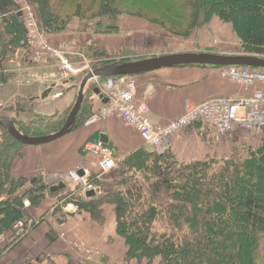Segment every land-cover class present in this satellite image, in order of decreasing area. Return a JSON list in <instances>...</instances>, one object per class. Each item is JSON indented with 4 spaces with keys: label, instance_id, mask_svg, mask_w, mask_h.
Here are the masks:
<instances>
[{
    "label": "trees",
    "instance_id": "1",
    "mask_svg": "<svg viewBox=\"0 0 264 264\" xmlns=\"http://www.w3.org/2000/svg\"><path fill=\"white\" fill-rule=\"evenodd\" d=\"M26 1L35 11L40 31L44 33L64 30L67 21L60 11L63 4L70 3L77 17L82 7L80 0ZM148 1L153 7L157 4L167 15L168 27H160L169 35L189 37L187 33L179 36L180 26L176 22L183 20L179 16L181 10L192 13L189 33L200 24L202 0H184L183 4L169 7L164 0ZM112 4V0H102L100 12L105 16L113 15ZM206 4L209 5L206 12L214 8L218 20L230 25L244 55L264 57V0H207ZM18 9L16 0H0V38L4 34H12V39L3 45L0 56V83L3 81L1 64L5 56L26 48L23 42L25 30L21 17L17 16ZM17 35H20L18 41ZM21 57L24 61V56ZM110 62L100 61L99 67ZM27 63L29 65L31 62ZM78 81L75 78L68 81L65 90L72 89L69 88L71 85L75 89ZM64 84L61 82V85ZM59 86H54V89L62 91ZM95 87L91 86L88 92L92 93ZM38 96L39 93L30 96L27 104L31 106L32 102L33 106L36 105L37 101H41ZM86 102L85 98L74 129L90 117ZM0 119L12 121L17 131L30 137L47 134L43 130L47 126L40 123L50 124L48 127L53 128L61 127L65 120L61 115L35 114L34 127L37 125V130H31L15 119L2 115ZM2 138L0 235L8 232L9 237L16 239L13 226L26 216L24 201L30 207L37 206L47 194V187L38 178L29 182L13 177L12 163L24 145L17 143L5 131ZM105 178L115 182L111 191L101 193L99 187L100 193L93 198L72 194L71 199L64 204L71 202L80 213L84 212L97 221L103 218L102 208L112 206L117 235L127 247L126 259L151 263L158 258L161 264H264V141L249 153L247 159L238 163L213 157L204 161L179 163L169 151L157 153L149 148H140L123 158L117 170ZM92 182L99 186L102 183L99 180ZM23 189V193L19 194ZM160 218L165 225L162 233L154 229V224ZM54 236L53 232L46 234L47 241L52 242ZM7 248L8 244L0 249V255ZM98 260L97 264L107 261L102 256ZM43 261L45 264H57L51 257L36 264H42Z\"/></svg>",
    "mask_w": 264,
    "mask_h": 264
},
{
    "label": "rangeland",
    "instance_id": "2",
    "mask_svg": "<svg viewBox=\"0 0 264 264\" xmlns=\"http://www.w3.org/2000/svg\"><path fill=\"white\" fill-rule=\"evenodd\" d=\"M16 1L19 5L18 13H21L22 10L25 13L28 11L35 12L26 0ZM80 1H82V7L78 17L74 16V7L70 3L61 6L62 17L67 21L62 32L44 33L39 31L41 34L37 38L39 44L28 45L29 43L24 40L26 48L15 50L14 54L5 56V60L1 64L3 81L0 83V115L15 119L27 125L31 130H37V125L34 127V120L35 114L41 111V106L39 104L33 106L34 103L32 102L31 106H29L27 99L30 96L37 95L39 90L47 87L52 81H55L57 85H61V82L66 79V75L59 69V62L56 57H78V59L70 60L71 64L77 69L86 66V69L80 72L78 76H74L77 81L79 79L75 86V89H77L81 78L93 70L94 67L100 66V61L98 62L97 58L87 59L88 57H105L108 59L116 57L130 61L137 57L142 59L144 57L163 56L161 54L165 53V37L171 39L173 35H169L164 28L160 27V25H167L168 19H166L167 15L160 10V7V9L158 8L157 4L153 7L148 0H112L113 4L111 7L114 13L111 16H105L103 12H100L102 0ZM163 2L167 3V7H169L175 4H183L184 0H164ZM157 3L160 5L159 2ZM201 3H203V8L202 10L200 9L202 13L200 24L197 28L191 30L190 33L188 32V27L191 21V11L181 10L179 12V16L183 17L182 21L176 22L180 26L179 36L186 33L189 35L188 38H179L187 41L183 42L187 43V48L197 49L201 42V45L213 46V48L207 49L212 51L207 52L210 54L224 56L244 55L241 52L239 41L233 35L230 27L218 20L214 14V8L211 9V11L214 10L213 12H206L209 7L206 4L207 0H202ZM20 17L23 23V16ZM11 35L4 34L0 38V56L2 55L3 45L12 39ZM19 39L20 35H17L16 40L18 41ZM41 45L44 47L42 58L33 59L34 62L30 66L28 64L23 65V59L18 62L14 58L15 56L20 57L22 54L24 57H40ZM94 81L89 83L85 91L84 99H87L86 103L89 102L91 95L88 92L90 91L89 88L96 84ZM60 92H62L63 96L56 101L55 105L49 100V103L42 106V110L45 107L46 109H51L60 103L64 104L67 97L65 91L63 89L62 91L56 90L54 93L58 94ZM70 105L71 103L61 112L55 111V114L61 115L66 120L71 110ZM40 124L47 126L46 129L42 128L47 134L57 131L55 129L58 126L49 128L50 124ZM0 131L1 141L3 131L2 129ZM219 139L218 153L213 158L231 159L238 163L247 159L249 153L264 141V132H236L230 136L219 137ZM106 176L102 177L101 186L95 184L96 187H101V193L111 191L115 185V182L110 178H105ZM92 181H96L93 174L91 177ZM66 190L51 209V211L53 210V215H55L54 222L57 225L56 234L54 233L55 241L49 243L46 235L43 239H38V234H41V228L44 227L42 224L46 221L44 218L35 221L26 212L25 218L13 226L16 231V239H12L9 235L4 238L7 243H2V239L0 240L1 244H5V246L8 244L7 250L1 252V264H4L3 259H6L7 255L11 258L16 257V254L10 253L22 245L21 249L18 250L21 251L22 258L27 257L25 262L35 255L36 262L51 257L57 264H97L99 257L106 255L107 261L105 264H161L158 258L151 263L146 260L126 259L127 247L123 239L117 235L115 216H112V214L114 215L113 207L109 206L111 211L108 214V218H105L102 213L103 218L98 221L93 220L91 216H88V219L85 220L74 204L71 202L64 204L71 199L70 195H72L70 188ZM64 195L65 197L62 198ZM1 198L2 196H0ZM41 203L31 208L36 209ZM25 205L30 207L28 202ZM69 205L73 207L68 208ZM48 229L46 234L53 232L52 228ZM154 229L159 233L165 230L162 218L158 219L154 224ZM30 241L31 244L33 243L32 245L26 244L30 243ZM25 244L29 246H24ZM57 252L60 253L59 257L56 256ZM68 252L70 253L69 257L62 255ZM18 260L16 258L15 262H10V264H21ZM42 264H45V262L43 261Z\"/></svg>",
    "mask_w": 264,
    "mask_h": 264
},
{
    "label": "crops",
    "instance_id": "3",
    "mask_svg": "<svg viewBox=\"0 0 264 264\" xmlns=\"http://www.w3.org/2000/svg\"><path fill=\"white\" fill-rule=\"evenodd\" d=\"M228 26L230 27V25ZM171 37L172 40L165 37V53L161 55L212 52L211 50H207L213 48L212 45H201L202 43L200 42L197 49H192L187 48V43H183L187 41L183 38ZM23 58V65H27V61L31 62L29 66L32 65L33 61H31V57ZM69 58L71 60H75L74 58L78 59V57ZM83 58L85 59V57ZM149 58L155 57H144L142 59ZM87 59H92V57H88ZM142 59L137 57L128 61L124 58L110 57V59L103 58L97 59V61L114 60L112 62L117 63L134 62ZM20 60H22V57H18L17 61L19 62ZM126 77H129L128 79L133 80L135 83L133 94L134 102H145L148 105L150 110L149 118L154 125H165L178 119L184 114L188 105H198L218 98L235 99L246 97L253 91V88L246 89L230 80L222 78L219 73V67L214 66L194 65L169 67ZM114 78L119 79L124 77H107L95 80L94 82L97 83L99 89L105 90L106 83ZM55 83V81H52L48 86L51 87L52 84L59 86ZM71 87L72 89L67 91L65 90L67 87L63 85L60 87L61 89L64 88L63 90L67 94L64 104L60 103L51 109H46L45 107L42 110V106L49 103V100L55 105L56 101L63 96L62 92L58 94L54 93L57 89L52 88L49 96L43 102L37 101L36 105L39 104L41 106V111L36 114L52 116L55 115V111L61 112L65 110L69 103H72L73 106L77 89H74L72 85L69 86V88ZM43 91V88L39 90V95ZM93 94L92 92L91 95ZM88 105L90 117L84 124L51 143L40 146H23L20 155L12 163L11 172L14 178H22L29 182L38 178L47 187V194L38 208L35 209L26 206L27 214L31 215L33 220L36 221L44 218L46 221L42 224L44 227L41 228V234H38V239L45 237L46 232L49 230L48 228H52L53 233L57 229V225L54 222L55 215H53V210L51 211V209L57 200L61 198V195L67 191L65 189L54 194L48 193L49 187L58 183L57 177L62 178L63 181L65 179L66 181L67 173L73 170L88 169L91 174L97 171V157L86 152L84 150L85 145L100 142L99 136L103 134L107 138V144H102L111 151L114 157L120 160L140 148H148L142 141L140 135L133 128L126 126L119 118L110 116L102 119L99 117L98 114L103 109L104 103L98 97L92 100L90 99ZM219 137L221 136L216 135L207 125L198 123L171 137L168 141V151L179 163L201 161L209 157L217 156ZM23 191L24 189L19 191V194H22ZM102 210L103 216L108 218L111 207L104 206ZM80 214L83 219H88V214L84 212ZM112 216L114 215L112 214ZM6 236L8 237L9 235L6 234L0 237L2 243H7L4 240ZM26 244L32 245L33 243L31 244L30 241V243L28 242ZM26 244L24 246H29ZM4 246L5 244H1L0 249H3ZM22 246L17 248L21 249ZM18 249L10 253L16 254V257L11 258L7 255L6 259H3L4 264L15 262L16 258L19 259L18 261L21 264H36L35 255L25 262L27 257L22 258L23 255H21V251ZM62 255L69 257L70 253H63ZM56 256L59 257L60 253L57 252ZM102 257L107 259L106 255H102Z\"/></svg>",
    "mask_w": 264,
    "mask_h": 264
},
{
    "label": "built area",
    "instance_id": "4",
    "mask_svg": "<svg viewBox=\"0 0 264 264\" xmlns=\"http://www.w3.org/2000/svg\"><path fill=\"white\" fill-rule=\"evenodd\" d=\"M23 27L25 30V40L28 45L39 44L37 38L39 33V23L33 11L23 12ZM44 47H40V57H32L31 61L42 58ZM15 59L16 56L14 57ZM59 62V69L66 76L64 86H68V81L78 76L86 69L75 68L71 64L69 57H56ZM34 59V60H33ZM13 61V60H10ZM222 78L243 88H253L249 96L241 98H218L206 101L198 105H188L184 114L178 119L165 125H154L149 118V107L145 102L135 103L133 94L135 83L129 77L114 78L105 85V90H100L102 99L106 98L107 103L98 114L102 119L110 116L119 118L126 126L133 128L141 137L144 144L157 153L168 151V141L177 133L190 128L195 124L207 125L216 135L224 137L236 132H264V70L229 66L219 68ZM75 76V77H74ZM82 76V75H81ZM95 94L89 97L94 99ZM84 150L97 157L96 169L93 174L94 180H102L103 176L112 173L118 168L120 159L114 157L111 151L101 142L87 144ZM78 171H82L79 176ZM92 174L88 169H77L70 171L66 175V181L57 177V181H63L70 188L72 194L84 195L87 191L100 193L99 187L91 182ZM27 204V201H24ZM73 206H68L72 208ZM26 208V205H25Z\"/></svg>",
    "mask_w": 264,
    "mask_h": 264
},
{
    "label": "water",
    "instance_id": "5",
    "mask_svg": "<svg viewBox=\"0 0 264 264\" xmlns=\"http://www.w3.org/2000/svg\"><path fill=\"white\" fill-rule=\"evenodd\" d=\"M18 17L21 13L17 14ZM20 55V54H19ZM214 66V67H249L264 70V57L252 56V55H235V56H224L215 55L210 53H181V54H170L161 57L149 58L137 60L134 62H117L109 63L104 66L98 67L86 73L80 80L77 87L74 104L65 120L63 125L55 132L43 135L39 137L26 136L16 130L14 124L10 120L0 119V128L5 131L13 140L24 146H40L51 143L63 136L69 134L76 125V118L80 107L83 103L85 91L87 86L93 80H98L107 77H123V76H134L144 74L147 72L155 71L161 68L178 67V66ZM55 85H51L48 89L42 92L39 99L43 100L50 94L51 89ZM99 99L102 98L100 90L94 88L92 91ZM102 102L107 103V99H102ZM99 141L103 144H107V138L101 134ZM116 171V170H115ZM113 171V172H115ZM79 176H82V171H78ZM34 182V179L33 181ZM66 189V185L63 182H59L56 185H52L48 189V193L54 194ZM96 192L87 191L84 194L85 198L95 197ZM81 196V195H80Z\"/></svg>",
    "mask_w": 264,
    "mask_h": 264
},
{
    "label": "bare ground",
    "instance_id": "6",
    "mask_svg": "<svg viewBox=\"0 0 264 264\" xmlns=\"http://www.w3.org/2000/svg\"><path fill=\"white\" fill-rule=\"evenodd\" d=\"M163 56H165V55H163ZM159 57H161V56H159ZM104 66V65H103Z\"/></svg>",
    "mask_w": 264,
    "mask_h": 264
}]
</instances>
